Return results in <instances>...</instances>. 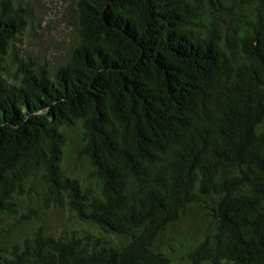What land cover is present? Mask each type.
I'll return each instance as SVG.
<instances>
[{
  "label": "trees",
  "instance_id": "obj_1",
  "mask_svg": "<svg viewBox=\"0 0 264 264\" xmlns=\"http://www.w3.org/2000/svg\"><path fill=\"white\" fill-rule=\"evenodd\" d=\"M0 0V264H264V0H75L21 60Z\"/></svg>",
  "mask_w": 264,
  "mask_h": 264
},
{
  "label": "rangeland",
  "instance_id": "obj_2",
  "mask_svg": "<svg viewBox=\"0 0 264 264\" xmlns=\"http://www.w3.org/2000/svg\"><path fill=\"white\" fill-rule=\"evenodd\" d=\"M23 11L24 31L14 41L21 60L52 69L74 42L75 0H12Z\"/></svg>",
  "mask_w": 264,
  "mask_h": 264
}]
</instances>
